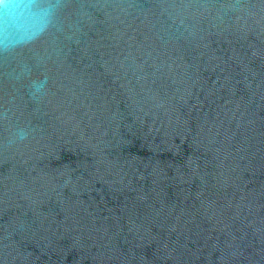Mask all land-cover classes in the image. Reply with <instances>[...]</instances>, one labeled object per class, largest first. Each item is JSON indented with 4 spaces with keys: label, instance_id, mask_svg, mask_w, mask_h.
<instances>
[{
    "label": "water",
    "instance_id": "water-1",
    "mask_svg": "<svg viewBox=\"0 0 264 264\" xmlns=\"http://www.w3.org/2000/svg\"><path fill=\"white\" fill-rule=\"evenodd\" d=\"M0 264H264V0H0Z\"/></svg>",
    "mask_w": 264,
    "mask_h": 264
},
{
    "label": "clouds",
    "instance_id": "clouds-1",
    "mask_svg": "<svg viewBox=\"0 0 264 264\" xmlns=\"http://www.w3.org/2000/svg\"><path fill=\"white\" fill-rule=\"evenodd\" d=\"M43 85H40L39 87H37V91H39L40 90V88L42 87Z\"/></svg>",
    "mask_w": 264,
    "mask_h": 264
}]
</instances>
